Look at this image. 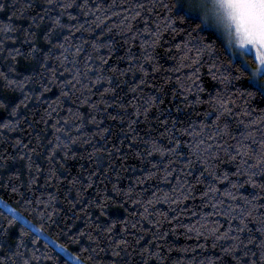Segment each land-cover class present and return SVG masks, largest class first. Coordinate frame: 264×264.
Returning <instances> with one entry per match:
<instances>
[{"label":"trees","instance_id":"1","mask_svg":"<svg viewBox=\"0 0 264 264\" xmlns=\"http://www.w3.org/2000/svg\"><path fill=\"white\" fill-rule=\"evenodd\" d=\"M113 2L115 7L111 11L119 15H112L99 28L94 16H84L79 8L69 9L76 18L69 21L67 15H63L62 24L83 25V28L65 40L67 27H55L49 32L58 11L52 8L46 13L49 7L47 0H0V4H3L0 24L11 20L16 29L9 33V37L15 38V43L0 33V41L4 44L0 51V71L5 72L8 79L23 82L21 88L18 83L8 85L0 77V105L7 106L6 110L0 108V124L11 122L15 126L14 131L0 130V157H9L6 162L0 161L3 164L0 167V201L15 209L33 226L43 228V233L49 239L64 245L73 255L87 257V253H80L81 248L88 247L87 238H81L80 232L88 231L89 223L95 228L116 221L113 238L123 236L135 247L132 255L122 252V264H144L140 248L145 246L160 252V256L149 259L148 264H208L209 258L215 260L220 254L219 248L224 241L217 242L213 247L211 239L205 241L203 236L198 237L182 225L207 222L205 234L213 221L222 228L228 227L225 216L216 215L215 212L227 209L229 202L222 194L231 191V188L227 182H218L215 185L218 192L202 195L209 187L211 177L199 163L189 166L188 162L194 161L195 157L188 154L184 145L193 136L182 134L185 129L190 133L195 130L201 138L212 143L208 138L220 133L221 139L232 145L233 141L222 135L224 124H228V131L237 138L242 126L237 124L235 116L226 115L217 122L213 111L217 106L210 101V97L231 92L236 105L246 107L257 116L264 112V97L247 94L249 81L246 77L223 84L219 79L213 80L208 71L213 60L207 55L203 56L196 73L199 79L192 76L196 66H187L191 60L182 63V54L176 47L181 45L183 50L184 41L189 39L186 31H190V28L177 18L175 9L169 12L160 7L164 3L171 5L174 0H152L156 4L152 14L145 11L135 20L129 15L130 5L146 0H89L90 4L102 3L106 7ZM33 16L37 17L34 23L31 19ZM41 16H44L43 20L39 19ZM125 16L130 22L131 32L126 31L129 23L121 24ZM145 16L147 21L144 20ZM145 23L153 31H157V28L159 31L158 43L148 48L152 56L150 63L143 60L141 51L142 46L147 48L145 40L151 45L154 39L144 32ZM169 23L175 26V32L170 28L165 30ZM26 33L34 35L26 39ZM45 33H48L47 37ZM202 35L205 40L208 39L207 34ZM61 42L63 48L59 46ZM32 44L36 51L30 53ZM13 46L20 49V55L11 64L13 71L8 72L7 66L11 63L9 49ZM77 46L82 49L79 55H76ZM216 49L219 59L215 62L222 65L216 76L234 72L235 65L228 67L230 53L222 50L219 39L216 40ZM88 56L92 57L91 60H88ZM86 60L93 70L85 67ZM142 63L148 70L147 77H143L146 80L144 85L139 84L143 73L138 69ZM153 67L157 71L153 72ZM69 72L72 75L79 73L77 78L80 83L75 87L69 83ZM98 74L103 80L97 81ZM192 80L203 91L197 93L196 89H190L188 85ZM45 85H48L47 89ZM132 87H137L135 93L130 91ZM105 88L114 91L105 94ZM62 89L70 95L62 96ZM197 95L200 96L199 102L196 101ZM133 97L142 115L138 122L129 126V121L137 120ZM148 104L151 107L145 118L143 108ZM17 105V116L11 117L12 108ZM125 105L126 108L123 107ZM92 116H95V122H90ZM112 116L116 118L112 119ZM54 125L60 131L57 132ZM74 125H79V130ZM65 127L71 128L69 135L75 137V143L69 142ZM133 130L136 134L134 138ZM170 136L180 140V148L174 155L170 152H152L149 155L152 142L160 148L170 147ZM17 139L21 141L20 145H16ZM58 144H67L68 155L66 157L61 148L50 160L48 153ZM29 155L32 164L42 169L38 182L32 184L30 189L29 179L35 174V168L29 173ZM219 156L222 162L210 170L219 174L233 172L232 163L225 159L223 150L219 151ZM49 169L55 170L58 179L46 185ZM166 171L171 175L166 176ZM17 175L19 180L15 179ZM197 177L200 183H197ZM230 179L234 177L230 176ZM257 179L262 180L264 176ZM113 184L119 192L113 189ZM13 187L17 189L16 192H13ZM240 191L244 195L254 192L248 186ZM49 194L55 197L54 203L47 209L51 218L44 216L40 210L44 208L43 202L49 201ZM35 197H40L39 208ZM104 198L107 202L101 209L99 201ZM28 200L32 201L31 205L27 203ZM133 200H139V203L134 204ZM148 200H152V203L148 204ZM220 200H224V204H219ZM213 203L217 205L215 211L211 207ZM51 208L55 209V214L51 213ZM0 210H3V215H0V256L5 253L11 255L9 249L15 251L14 242L19 240L23 225L9 211L2 207ZM124 221L128 228L122 233L120 222ZM236 223L238 221H233V225ZM132 224H136L135 229ZM248 227L254 231L256 225L250 223ZM138 237L143 239L137 246L133 242ZM24 244L29 256L33 254L32 249H36L35 255L41 257L39 261L31 260V264H73L33 230L25 234ZM131 252L129 248L127 253ZM111 259L110 253H99L97 264H109ZM7 264H11V261ZM17 264H20L19 260Z\"/></svg>","mask_w":264,"mask_h":264},{"label":"snow or ice","instance_id":"2","mask_svg":"<svg viewBox=\"0 0 264 264\" xmlns=\"http://www.w3.org/2000/svg\"><path fill=\"white\" fill-rule=\"evenodd\" d=\"M47 4L49 7L45 10L46 13L47 11H51L52 8H56L58 11L55 19L52 20L53 28H50L49 32L53 31L55 27H67L68 35L65 36V40H67L73 32L83 28V25L76 27L71 23L67 26L62 24L61 16L63 15H67L69 21L76 18L69 9L79 8L80 13L84 16H94L97 28L103 25L105 21L110 20L112 15H119V13H113L111 11V8L115 7L114 2L107 7L102 3L90 4L89 0H47ZM2 7L3 4H0V8ZM155 7L156 4L153 3L152 0H146V2L130 5L131 11L128 9H125V11H129V15L135 20L141 17L142 13L145 11L151 15ZM160 7L167 9L169 12L175 9L177 18L180 19L182 23H186L190 28V31H186V35L189 39L184 41L183 50L181 49V45H177L176 47L182 54V63L183 61L191 60V64L187 66L189 68L196 66L192 72V76H195L197 80L199 79L196 73L199 71L203 56L207 55L213 60V63L208 67L209 74L212 75L213 80L219 79L223 84L225 81L230 82L232 79L240 80L242 77H246L249 81L247 85V94L249 96L259 94L264 97V0H174L171 5L164 3L161 4ZM31 19L34 23L37 17L33 16ZM39 19L43 20L44 16L39 17ZM144 20L147 21L146 16ZM124 23H129V27L126 31L131 32V26L127 16L121 20V24ZM169 28L173 32L176 31L175 26L171 23L165 26V30ZM15 30V26L12 24L11 20L6 24H0V33H3L5 37L13 39L14 43L15 38L9 37V33ZM108 31H110V29H108ZM144 32L148 34L150 38L154 37L151 41V45L145 40L144 44L147 45V48L143 46L141 48L143 60L150 63L152 56L148 48L158 43L159 31L158 28L157 31H153L147 26V23H145ZM202 34H207L208 39L205 40ZM31 35H34V33H26V39ZM45 36L47 37L48 33H45ZM133 39H136L135 34L133 35ZM217 39L222 42V50L226 53H230V56H228V67L232 68L233 65H235L234 72L222 74L220 77H217L215 74L221 71L222 67V65H217L215 62L219 59V57L216 56ZM59 46L63 48V42H61ZM3 47V41H0V51L3 50ZM93 47H95V42L93 43ZM29 51L30 53L36 51L34 44L30 46ZM81 51L82 49L77 46L76 55H79ZM18 55H20L19 48L13 46L9 49L11 63L7 66L8 72L13 71L11 64L15 63ZM61 56H63V53H61ZM91 58V56H88V60H91ZM233 58H235V60H233ZM45 59H47V57ZM88 60L85 61V67L91 71L93 69L92 66L88 64ZM66 62L65 59V63ZM102 62L104 61L102 60ZM41 67H43V64H41ZM138 70L143 73L142 78L139 80V84L144 85L146 84V80L143 77H147L148 70L143 63ZM151 70L153 72L157 71L155 67ZM78 75L79 73H77V75H72L71 72H69V83L72 87L80 83V80L77 78ZM0 77H2L8 85L18 83L21 88L23 87V82L8 79L7 74L3 71H0ZM101 80H103V77L98 74L97 81ZM72 81H75V83H72ZM61 83H63V81H61ZM47 87L48 85H45V89H47ZM188 87L190 89H196L197 93L203 91V89L196 84L195 80H192ZM111 91L114 90L111 88L104 89L105 94ZM130 91L135 93L137 87L130 88ZM61 95L67 97L70 93L62 89ZM241 95H243V93H241ZM134 100L135 98L133 97L134 115L137 117V120L129 121V126H131L132 123L138 122V118L142 115L140 107L135 106ZM196 101H200L199 95L196 96ZM210 101L217 106L213 109L217 122L226 115L229 117H236L237 124L242 126L239 138L231 135V132L228 131L227 123L224 124L222 135L228 136L233 141L232 145L226 144L221 139L220 133H217L215 137L210 136L208 138L212 140V143H208L201 138L199 132L195 130L190 133L185 129L182 135L193 136V139L189 140L188 143L184 145L188 150V154L195 157L194 161L188 162L189 166L193 163H199L204 168V171L207 172L208 176L211 177L209 187L202 195L207 196L209 193L218 192V189L215 187L218 182H227L230 185L231 191H226L222 194L229 202L227 209L222 212H215L216 215L225 216L228 227L222 228L217 222L213 221L211 228H208L207 234H205L204 229L207 228V222H198L195 225L182 226L190 232H195L198 237L203 236L205 241L211 239L213 247H216L217 242L224 241L219 248L220 254L215 257V260L209 258L208 264H258V261L259 264H264V211H261V209H264V179H257V177L264 176V112H261L260 115L257 116L246 107H239L235 104V97L231 92H226L224 95L217 94L216 96H212L210 97ZM82 103H87V101H83ZM18 107L17 105L12 108L10 113L11 117L17 116ZM123 107L126 108L127 106L125 105ZM150 107L151 104H148L147 107L143 108V115L145 118H147ZM0 108L6 110L7 106L0 105ZM69 111H71V109ZM115 118V116H112V119ZM90 122H95V116L91 117ZM67 124L68 122L65 120V125ZM74 127L79 130L80 126L74 125ZM54 128H56L55 125ZM4 129L14 131L15 126L11 122L0 124V130ZM174 130L178 131V129L175 128ZM56 131L58 132L60 129L56 128ZM64 131L65 135L69 138V142L75 143V137L69 135L71 128L65 127ZM135 135L133 130V138ZM56 139L59 140V136H57ZM169 139L171 143L168 148L157 147L156 143L152 142L149 155H151L152 152H161L162 154L170 152L174 155L180 148V140L171 136ZM20 144L21 141L17 139L16 145ZM25 147L27 148L28 146L25 145ZM61 148L67 157V144H58L49 151L48 158L50 160L53 159L56 151ZM221 150L225 152V159L232 163L234 171L231 173L225 172L219 174L214 170H210L213 169L215 165L222 162L219 156V151ZM31 151H35V149H31ZM21 158H23L22 155ZM8 159V156L0 157V161L6 162ZM28 160L29 163L27 167L29 173H32L33 168H35V174L31 175L29 179L30 189L32 184L38 182L39 174L42 169L32 164L31 155H29ZM2 166L3 164L0 163V167ZM48 171L49 174L45 178L46 185L49 181L54 182L58 179L54 169H49ZM165 175H171V172L166 171ZM230 176L234 177V179H230ZM15 179L19 180V176L17 175ZM196 181L200 183V178L197 177ZM189 186L191 187V185ZM244 186L252 188L254 192L244 195L240 191ZM112 187L115 191L119 192L115 184H113ZM16 191L17 189L13 187V192ZM153 197H155V194H153ZM34 199L39 208L41 202L40 197H35ZM167 199L168 197L165 196V200ZM54 201L55 197L49 194V201H44V208L40 209L44 216H49V218H51L47 209L51 207ZM106 202V198L101 199L99 201V207L103 209ZM132 202L134 204L139 203V200H133ZM146 202L151 204L152 200ZM27 203L31 205L32 201L28 200ZM218 203L224 204V200H220ZM211 207L215 211L217 205L213 203ZM6 211L15 212V209H7ZM51 213L55 214L54 208H51ZM0 215H3V210H0ZM209 215H212V213H209ZM14 219L22 222L23 230L20 232L19 240L14 242L15 251L10 248L9 252L11 255L5 253L3 256H0V264H7L8 261H11V264H17V260L20 261V264H31V260L33 259L39 261L41 257L35 255L36 249H32L33 254L29 256L26 245L24 244L25 234L30 233L32 230L31 222L25 220L21 215L15 216ZM233 221H238V223L233 225ZM8 223L11 224L12 221H8ZM116 223V221H113L112 224H104L102 227L97 225L95 228H92V225L89 223V230H82L80 232V237H86L88 241V247L81 248L80 253H87V257L74 255L72 259L75 261V264H97L99 253L111 254L112 259L109 264H122L120 261L122 252L128 255L134 254L135 247L130 245L127 239L123 236H121L120 239L113 238V229ZM120 223L122 224L121 232L123 233L127 230L128 224L126 221ZM250 223L256 225L254 231L249 229L248 226ZM132 228L135 229L136 224H132ZM36 231L43 232V228L36 229ZM101 234H103V236ZM141 239H143V237H138L133 243L138 246ZM105 241H107V243H105ZM35 242V240L32 241L33 244H35ZM57 247L61 248L63 251H67L64 245L57 244ZM157 247L159 248V246ZM199 247L203 248L204 245H199ZM22 248L25 250L21 251ZM129 248L132 249L131 253H127ZM140 255L142 259H144V264H148V260L158 258L160 252L159 250L152 251L149 247L145 246L140 248ZM123 264H127V262H123Z\"/></svg>","mask_w":264,"mask_h":264},{"label":"rangeland","instance_id":"3","mask_svg":"<svg viewBox=\"0 0 264 264\" xmlns=\"http://www.w3.org/2000/svg\"><path fill=\"white\" fill-rule=\"evenodd\" d=\"M0 207H2L4 210L7 209H12L10 208L6 203L0 201ZM14 217L20 215L19 213L15 212H10ZM32 225V224H31ZM36 229H38L37 227L32 225V230L34 232H36L37 234H39L41 237L45 238L48 242H50L57 251H59L67 260H69L70 262H72L73 264H75V261L72 259V257L74 256L73 254H71L69 251H63L61 248L57 247V244L54 243L51 239H49L43 232H37Z\"/></svg>","mask_w":264,"mask_h":264}]
</instances>
